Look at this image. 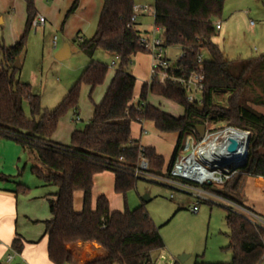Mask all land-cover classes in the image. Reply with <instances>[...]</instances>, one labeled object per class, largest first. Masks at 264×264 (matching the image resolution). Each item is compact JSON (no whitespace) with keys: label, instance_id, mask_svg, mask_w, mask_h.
Wrapping results in <instances>:
<instances>
[{"label":"trees","instance_id":"16d2710c","mask_svg":"<svg viewBox=\"0 0 264 264\" xmlns=\"http://www.w3.org/2000/svg\"><path fill=\"white\" fill-rule=\"evenodd\" d=\"M23 1L27 21L22 37L9 48L0 45V135L18 141L36 156L39 165H34L32 172L45 186L56 188L54 197L48 198L51 218L44 222L48 259L53 264H152L153 254L165 246L160 229L143 207L112 212L106 195H100L94 203V179L99 173L112 171L115 192L126 196L138 179L121 167H108L107 161L123 157L120 165H134L144 148L151 172H168L185 137L198 124L225 123L251 132L248 160L240 173L226 184L207 185L212 192L243 206L247 179L264 180V114L250 107V103L264 106V95L263 99L251 98L252 92L256 93L255 85L264 94V55L246 62L228 60L213 42L217 30L214 20L222 15L226 0H155L154 23L164 31V46L178 47L182 54L173 63L175 75L199 72L197 58L203 51L208 54L202 64L201 103L189 102L186 89L172 82L145 83L136 96V77L128 68L137 54L147 52L138 46L141 32L131 21L135 1L103 0L94 34L90 38L77 36L79 47L89 57L102 49L119 56V61L103 99L94 104L86 126L72 132L69 145L54 142L53 134L62 118L78 110L81 85H87L92 94L105 82L109 68L101 62H90L59 105L52 111H42L40 96L33 93L29 83L16 78L19 69L14 68L16 60L26 53L27 35L37 14L35 0ZM76 8L77 1L64 22ZM149 95L182 106L184 113L175 117L165 112L148 102ZM24 102L31 108V117L25 115ZM143 121L153 122L162 133L178 134L166 170L164 158L132 136L133 124ZM8 180L0 173V181ZM78 192L82 194L80 211L74 205ZM15 193L28 195L30 188L18 184ZM226 222L230 229L228 249L232 251L229 264H260L264 259V231L231 209ZM21 241L14 240L17 252Z\"/></svg>","mask_w":264,"mask_h":264},{"label":"rangeland","instance_id":"374dc122","mask_svg":"<svg viewBox=\"0 0 264 264\" xmlns=\"http://www.w3.org/2000/svg\"><path fill=\"white\" fill-rule=\"evenodd\" d=\"M134 1L135 4L149 6V11L137 17V29L140 32H152L155 29L153 16L155 0ZM233 1L241 3L243 7L240 8L245 17V20L242 19L237 26L236 24H225L229 17L230 9L233 8L230 6V3ZM94 17L91 22L94 26L92 28L95 31L99 14ZM215 20L221 21L223 30L220 32L216 30L213 42L220 47L226 58L246 62L259 59L262 56L264 53L263 0H248V2L246 0H226L222 15ZM252 21L254 24H251ZM3 28L4 25H0V45L9 48L10 46L7 45L6 38L10 40L11 37L8 33L6 36ZM94 31L91 29L90 33H87L83 29L80 36H91ZM77 36H79L78 32L75 33L74 39L69 43L72 56L64 61H59L55 58V54L65 43L61 26L58 27L56 24L50 23V21H48L46 28L33 24L27 35L26 53L20 59L22 67L16 73V78L19 81L29 83L32 86L33 93L40 96L42 111H52L79 80L82 72L90 62L95 60L108 66L109 70L105 82L98 86L92 94H90V88L82 84L78 110L70 111L60 121L59 127L53 134L52 139L64 145L71 143V130L73 128L83 129L91 119L94 104L101 101L114 77L118 65L117 63V65L113 66L114 57L102 49L97 50L93 59L84 54L79 47ZM55 37H57L58 44L56 48H54L53 43ZM155 37L164 38V31L160 29V31L156 32ZM202 53L205 58L208 57L207 52L203 51ZM166 54L171 62L174 63L180 56V50L174 46L168 47L166 48ZM143 55H145L147 60L150 59L148 53ZM145 57L141 59H146ZM2 59L3 56L0 53V60ZM136 61L137 59L133 58L132 63L129 65L128 72L130 74L133 73ZM253 67L256 68V66ZM140 80L142 82L143 79ZM141 82L136 86V95L141 90ZM254 88L256 93L252 92L251 98L253 100H257L259 97L263 99L264 94L258 86L255 85ZM201 97L202 93H196L197 99ZM226 97L224 96L223 99L225 100ZM149 99L154 105L161 106L162 109L172 115L180 116L184 113L182 106L163 97L151 95ZM138 101L136 97L134 103L137 104ZM250 107L264 114V106L250 103ZM23 108L25 115L31 117V108L27 102H24ZM138 129V124H134L132 127L133 132L138 131ZM146 130L149 133L152 132L150 128L146 127ZM159 138V149L169 154L172 150V143L163 136ZM8 141L19 145L23 159L18 163V155L16 156L13 152L6 154L7 164L3 171L0 170V173L8 177L9 180L2 182L3 185H10L16 189L18 184H23L30 188L31 191H38V193H41L45 189L47 193H51L49 197L53 198V186H45L43 180L32 172V167L39 165L37 158L31 153L24 151L21 143L18 141L14 139ZM106 172L113 173L112 171ZM108 182L107 180L105 191L108 194L107 197L110 199L111 210L125 211L127 209L134 210L143 207L160 229L165 246L153 254L152 264L231 263L232 251L228 249L230 244V229L226 222V215L228 209H230L228 205L204 201L200 204L199 211L193 213L191 208L195 202V198L192 194L170 188L149 179H138L135 186L127 192L126 196H123L115 192L113 182L110 184ZM190 185L192 187H199L194 184ZM199 188L212 191L207 186ZM96 189L97 186H95L93 199L95 198ZM31 197L34 198V196ZM76 197L78 196H75V200ZM38 201H43V203L47 204V212L50 214L48 199L40 198ZM80 203L82 206L81 201ZM75 204L77 205V203ZM8 254L9 252L3 255L1 259L2 264L8 263ZM180 255L188 256L183 263L177 261ZM9 264H20L19 258L16 257ZM260 264H264V259Z\"/></svg>","mask_w":264,"mask_h":264},{"label":"crops","instance_id":"0c3cea01","mask_svg":"<svg viewBox=\"0 0 264 264\" xmlns=\"http://www.w3.org/2000/svg\"><path fill=\"white\" fill-rule=\"evenodd\" d=\"M76 1H77L76 10L64 22L67 12ZM246 2H248V0H246ZM35 4L37 7L36 17L40 15L46 19L44 25L41 24H35V25L46 28L48 21H50V23L52 24L54 23L58 27L61 26V30L64 36V42L70 43V41L74 39L76 32H78L80 36V33L83 31V29L87 31V33H90L91 29L92 31H94V28H92L94 26L91 20L95 18L94 16H98V14L100 16L103 7V0L100 1L99 0H53L52 2H47V1L45 2V0H35ZM230 6L233 8L230 9V14L225 24L230 23L232 25L236 24L237 26L238 23L242 21V19L245 20V17L243 16V12L240 8L243 6H241V3H238L237 1H233L232 3H230ZM144 13L145 12H140L139 15H143ZM26 21H27V9H26V4L24 3L23 0H0V25H4L3 29L4 32L6 33V36L8 33L11 37L10 40H7L6 38V43L8 46L10 47L13 46L22 37L26 26ZM217 23H220V29H218V31L220 32L221 30H223V25L221 21L214 20V25H216ZM158 31H160V28L155 27V29L152 32H141V35L153 37L156 36V32ZM81 36L90 38L92 35L91 36L81 35ZM95 53L91 57L92 59L95 56ZM107 53L115 58V54H112L110 52ZM143 54L145 53H139L134 57V59L136 58L137 61L132 75L136 77V86L141 82L140 79H143L141 82V85L143 86L145 83L149 82L151 77L152 58L151 56H149L150 59L147 60V58ZM262 55H264V53ZM142 57H145L146 59H141ZM227 59L235 60L229 58ZM2 61L3 59L0 60V72L3 69ZM139 94L140 92L137 93L136 96H139ZM150 96L151 95H149L148 97V102L153 104L149 99ZM159 108L162 109L161 106H159ZM175 117H179V116H175ZM134 124H138L139 129L136 132H133L132 130V136L135 139L139 140L142 146L153 148L158 155H161L165 160L164 170H166L171 161L174 148L178 140V134L162 133L156 128L155 124L151 121H143L141 124L139 123H134ZM146 127L152 129V132H150L152 134H150L149 132L144 133V131H147ZM74 130L75 128L71 130V134ZM160 136H163L165 139L167 138L168 141L172 143V150L169 152V154L159 149L160 144L158 142V139H160L159 138ZM2 137L4 136L0 135V170L1 171H3V169H5L6 167L7 164L6 154L8 152H13L16 156L17 155L19 156L18 163L23 159L22 157L23 155L22 152L20 151L19 145L8 141L11 138L4 137L6 138L4 139ZM52 140L56 143H60L55 141L54 139ZM18 163H16V165H18ZM107 180L109 181L108 182L109 184L113 182V185L115 187V174L104 171L103 173L101 174L99 173L95 176V180H94L95 185L93 188L92 196L94 194L95 186H97V189H96L95 198L93 199L94 203L100 195L108 196V194H106L105 191ZM2 182L4 181H0V183ZM15 190L16 189H14V187L10 185L9 186L3 185V183L0 184V264H2L1 259L3 255L8 252L9 254H11L12 251L14 250L13 243L15 239H22V241L20 242L21 250L20 252L16 251L18 254L14 258L16 259V257H18L20 264H53L48 259V249H47L48 238L45 235V224H44L45 221L51 218V215L48 214L47 212L48 209L47 204L43 203V201L42 202L38 201L40 198L42 199L50 198L49 195L51 193L50 192L47 193L46 192L47 190L44 189L42 190L41 193H38V191L30 190V193L28 195H17L15 193ZM55 192H56V188L53 187V194H55ZM80 194L81 193L78 192L75 195L78 196L74 201L76 211H80L82 209L80 203V201L82 202V194L81 195ZM40 195H45V196H40ZM245 195H246V200L244 201L243 206L248 209H251L252 211L258 213L259 215L264 216V180L259 178L249 177L247 179L245 186ZM31 196H34V198ZM75 203H77V205ZM111 211L113 212L114 210Z\"/></svg>","mask_w":264,"mask_h":264},{"label":"built area","instance_id":"2783aa9c","mask_svg":"<svg viewBox=\"0 0 264 264\" xmlns=\"http://www.w3.org/2000/svg\"><path fill=\"white\" fill-rule=\"evenodd\" d=\"M147 11H149L148 5L135 4L131 18L132 23H136L140 12ZM45 22L46 19L39 15L33 23L44 25ZM251 24H254V22L252 21ZM215 27L217 30L220 29V23H217ZM53 43L56 47L57 37L54 38ZM164 43V38L155 36L141 35L139 39L138 46L152 58L151 77L148 83L157 81L161 85H166L169 82L179 84L186 89L189 102L201 103V98L197 99L196 93H202L204 88L203 54L197 58L199 72L176 76L173 63L166 54ZM181 57L182 54L180 53L179 58ZM118 61L119 56L115 55L112 65H117ZM204 125L206 126V132L203 138L198 135L196 129L185 137L183 147L168 172L163 174L151 172L150 162L145 155L144 148H141L139 159L134 165H120V162L124 161L123 157H120L116 162L107 161V165L112 169H120L121 167L136 179H149L192 194L195 198L191 208L193 213L199 211L200 204L204 201L225 204L235 213L248 219L255 227L264 231V216L208 189L199 188L208 184H226L240 173L241 168L245 166L248 160L251 132L225 123L213 124L206 122ZM144 133H147V131H144ZM190 184L199 187H192ZM17 254L13 250L8 255L7 262L11 263Z\"/></svg>","mask_w":264,"mask_h":264},{"label":"water","instance_id":"95a60500","mask_svg":"<svg viewBox=\"0 0 264 264\" xmlns=\"http://www.w3.org/2000/svg\"><path fill=\"white\" fill-rule=\"evenodd\" d=\"M71 56H72V51L70 48V44L68 42H65L63 46L61 47V49L57 51V53L55 54V58L59 61H64L66 59H69ZM14 68L16 69L21 68L20 59L16 60V63L14 64ZM195 129L198 135L201 138H203L206 132V126L204 124H198L195 126ZM187 257H188L187 255H180L177 258V261L180 263H183Z\"/></svg>","mask_w":264,"mask_h":264}]
</instances>
